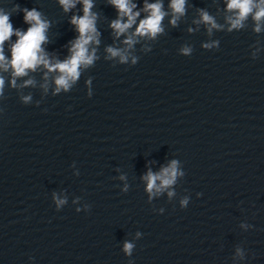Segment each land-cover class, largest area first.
I'll return each mask as SVG.
<instances>
[{
	"label": "water",
	"instance_id": "95a60500",
	"mask_svg": "<svg viewBox=\"0 0 264 264\" xmlns=\"http://www.w3.org/2000/svg\"><path fill=\"white\" fill-rule=\"evenodd\" d=\"M229 2L185 0L181 14L172 0H129L139 16L117 35L112 23L128 17L92 0L93 61L57 91L61 73L43 64L14 75L15 32H27L25 9H35L48 25L41 55L64 62L80 37L72 18L84 15L82 0L67 11L60 0H0L13 28L0 46V248L127 243L264 262V17L255 19L264 0L235 28ZM155 3L162 31L136 34ZM172 161L174 182L149 191L147 174Z\"/></svg>",
	"mask_w": 264,
	"mask_h": 264
},
{
	"label": "clouds",
	"instance_id": "9594fccd",
	"mask_svg": "<svg viewBox=\"0 0 264 264\" xmlns=\"http://www.w3.org/2000/svg\"><path fill=\"white\" fill-rule=\"evenodd\" d=\"M82 2L84 6V15L82 17L74 16L72 18V23L77 26L80 37L72 46L71 57L64 62H58L56 64H51L43 55H41L43 51L41 45L47 39L45 36V30L48 27L47 23L41 19L40 13L35 9L31 11L25 9V22L30 23L31 26L25 33H21L20 31L15 32L18 40L13 45L12 60L10 62L11 66L14 68V75H26V69L34 70L37 65L43 64L49 71H59L61 73L56 79L57 91H59L60 88L67 89L70 86V81H75L79 77L80 66L82 64L89 65L93 61V56L88 54L86 46L93 40V36L89 35V33L95 32L94 16H92L90 12L92 8V0H82ZM111 2L117 7L120 13L128 17L126 23H122L121 20L118 19L111 25L112 28L116 30L117 35H120L132 26L136 17L139 16V13H133L132 9L135 5H130L129 0H111ZM60 3L64 6L65 11L74 7V0H60ZM184 3L185 0H172L171 7L174 12L182 14L184 12ZM161 7L160 3L145 5V10L149 11L150 15L146 19L140 21L136 29V34H151L152 36H155L162 31L160 24L164 13L161 11ZM228 8L239 10L238 17L232 21V27L235 28L240 26L241 21L252 11L253 0H230ZM262 17H264V7L259 8L255 14V19L257 21ZM203 20L212 23V26L216 27L212 18L206 13L203 14ZM172 23L175 24V19H173ZM256 30L259 31V27H257ZM12 35L13 28L9 21V16L0 13V46H2ZM125 43L131 45L133 40L129 37ZM108 51L112 56L120 55L118 50L109 48ZM184 51L187 52L188 50L185 49ZM121 59L123 60L125 58L121 57ZM4 60L5 57L2 54V50H0V66L6 68L7 65L3 63ZM14 83L15 81H13V84ZM27 83H31V81H28ZM3 84V79H0V90H2ZM177 175L176 161H172L171 165L168 168L163 169L159 175H154L149 172L145 177L148 181V190L151 191L153 188L157 187V180L161 181V187L171 185ZM131 248L132 245L126 243V251H130Z\"/></svg>",
	"mask_w": 264,
	"mask_h": 264
}]
</instances>
